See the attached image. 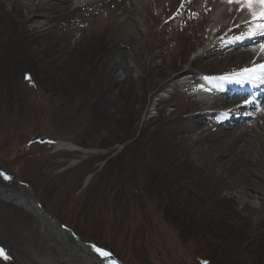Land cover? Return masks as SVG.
Returning a JSON list of instances; mask_svg holds the SVG:
<instances>
[{"label":"rangeland","instance_id":"rangeland-1","mask_svg":"<svg viewBox=\"0 0 264 264\" xmlns=\"http://www.w3.org/2000/svg\"><path fill=\"white\" fill-rule=\"evenodd\" d=\"M164 1L0 0V185L126 263L264 264V104L231 128L223 107L204 114L180 90L183 74L222 77L254 48L210 57L197 48L214 36L208 2L187 5L183 38ZM62 232L0 197V264H98ZM234 232L242 246L225 262L215 252Z\"/></svg>","mask_w":264,"mask_h":264},{"label":"bare ground","instance_id":"bare-ground-1","mask_svg":"<svg viewBox=\"0 0 264 264\" xmlns=\"http://www.w3.org/2000/svg\"><path fill=\"white\" fill-rule=\"evenodd\" d=\"M103 1V0H102ZM126 1H128V0H111V2H120V3H122V4H119V5H123V4H126ZM157 2H158V0H156ZM160 2H164L165 3V1L164 0H159ZM170 1V0H169ZM173 2H174V0H172ZM178 3L180 2V1H184L185 3L186 2H191L192 0H176ZM224 1H227V0H224ZM206 2H208V7L207 8H205V12L207 13V14H211L208 18H205L204 19V27L207 25V24H209L211 27H213L215 24H223V25H227L226 26V30H224V28H220L218 31H219V33L218 34H222V36H225L226 37V39L228 38V39H230V38H234V37H237V36H239L241 33H243L244 31H246V30H244V31H242L243 30V28H236V27H234V28H228V27H230L231 26V24H233V22H236V21H239L241 18H243L244 16H249L251 13L249 12V11H247V10H244V11H241L240 10V7L238 6V5H234V7L230 10V7L229 6H225L224 5V2L222 1V0H207ZM118 5V4H117ZM264 5V3H261V5H260V7H262ZM133 8L134 7H132V6H130V7H124L123 9H122V13H124L125 15H126V17L123 19V21L122 22H120L122 25H123V27H125L126 25L127 26H129V25H131V23L128 21L129 20V17H130V14L133 12ZM255 9H257V8H255ZM254 9V11H256ZM151 10L150 9H148L147 10V12H148V14H149V16H153L152 15V13L150 12ZM190 12V14L191 15H193L194 14V10H191V11H189ZM178 13H183L184 15H185V18L187 17V13H188V11H187V9H185L183 6L178 10V11H176V13H174L175 15L176 14H178ZM133 14V13H132ZM239 14V15H238ZM238 15V16H237ZM239 16H241L240 18H238ZM115 18V16L113 15V18L112 19H114ZM260 20V17L259 18H256L255 20H253L252 21V23L251 24H254V26L253 27H249V28H247V30H249V31H252L253 33H255L256 32V29L260 26V24L258 23V21ZM185 21L183 20V22L182 23H184ZM201 23V22H200ZM228 23V24H227ZM186 27H185V33H184V36H182L183 38H185L186 36H185V34H187V30L188 29H191V27L190 28H188L187 29V27H188V25H185ZM202 25H200V27H201ZM132 28H134V27H132ZM170 28H172V25L168 22L167 23V25H166V27H165V29H170ZM202 28V27H201ZM228 28V29H227ZM133 31V30H132ZM242 31V32H241ZM196 34V33H195ZM258 35V34H257ZM204 40H206L205 38H201L200 37V39L198 40V43H203L204 42ZM247 44H242V45H239L238 43H237V46L236 45H231V47H232V50H231V52L233 53L234 51H236V50H238V49H240V48H242V47H244V46H246ZM261 45V44H260ZM253 48H254V53H253V55H252V57L250 58L251 60H250V62H252V61H254V62H259V65H261V66H264V49H258L257 48V46L256 45H250L249 47H248V49L246 50V52H247V54L250 52V51H253ZM117 62H116V64L117 65H119L121 62H118V60H116ZM202 61H204L205 63H207L206 62V60H204V58H202L201 59V62ZM243 66H241L240 68H242ZM236 100H238L239 98H241L240 96H235L234 97ZM242 98H244V97H242ZM228 99H233V98H228ZM236 100H234L233 99V101L230 103V104H228V105H231V104H235V106H229V108H230V110L228 111V113H227V115L228 116H230L226 121L229 123L230 121H231V119L233 118L232 116H235L236 114H240L241 112H243V110H242V107H251V106H253V105H257V102H255V103H253V104H248V105H245V106H239V105H237V103H238V101H236ZM227 100H226V98H224V99H222L220 102H218V104H226L225 102H226ZM207 103H209L208 101H205V102H199V105H200V107L201 108H203ZM226 128V127H225ZM232 128V127H231ZM234 128V127H233ZM232 131H233V129H232ZM231 133V132H230ZM231 135V134H230ZM226 136H228L227 135V133H226ZM18 193H20V192H18L17 191V189H4L3 187H0V194L3 196V197H5V198H10L11 196H16L15 198H13V201H15L17 204H19V205H21V206H23V205H26V203H25V201L27 200L26 199V197H25V195L26 194H24V195H19L18 196ZM28 208H29V205H28ZM56 229V228H55ZM57 231V230H56ZM58 232V231H57ZM59 235H60V237L61 238H67L66 237V235L62 232V233H59ZM30 241L32 242V239H30ZM68 241V240H67ZM69 242V241H68ZM34 244V243H33ZM71 244V243H70ZM76 244V243H75ZM71 245H73V244H71ZM77 245V244H76ZM85 250H87V251H89V253H91L92 254V251H91V249L89 250V248H84ZM93 255V254H92ZM95 255V254H94ZM94 257V256H93ZM95 257H97L96 255H95ZM94 257V258H95ZM96 259V258H95ZM92 260V259H91ZM90 260V261H91ZM93 261H95V260H92V262Z\"/></svg>","mask_w":264,"mask_h":264},{"label":"snow or ice","instance_id":"snow-or-ice-1","mask_svg":"<svg viewBox=\"0 0 264 264\" xmlns=\"http://www.w3.org/2000/svg\"><path fill=\"white\" fill-rule=\"evenodd\" d=\"M230 4H236L240 7L241 11L247 10L251 14L255 15L254 9L259 7L261 3H264V0H227ZM260 26L256 29L255 33H252V35H264V14H261L260 20L258 21ZM239 39V37H238ZM248 70H245L247 72ZM253 73H256V70H252ZM256 78L264 79V67H261L259 70V73L256 74ZM0 175H3V173H0ZM6 179H10V177H5ZM96 251L101 256L108 258L110 254L106 252L104 249L96 248ZM0 258L8 259V256L3 248H0ZM204 264H207V261L204 262Z\"/></svg>","mask_w":264,"mask_h":264},{"label":"trees","instance_id":"trees-1","mask_svg":"<svg viewBox=\"0 0 264 264\" xmlns=\"http://www.w3.org/2000/svg\"><path fill=\"white\" fill-rule=\"evenodd\" d=\"M102 144L105 146L106 144H108V142H103ZM111 145H112V144H111ZM104 146L101 145V148H106V147H104ZM109 163H110V161H109ZM165 217H166V219H167L171 224L174 223V219H173V218H168V216H167V210H165ZM176 226L179 228V230H181V231H185V229L182 228V226L179 225V223H178ZM232 234H234V236L231 237L232 243H231V244H230V243H227V246H225V248H222V249H220V251L217 250V251L215 252V253H217V254L222 253L221 255H223L222 258L224 259L225 262H226V261L228 262V261L234 259L236 249H238V247L242 246V245L239 243L240 241H239V238H238V237L241 236V234H238V233H236V232H234V233H232ZM246 249H247V248H246Z\"/></svg>","mask_w":264,"mask_h":264},{"label":"water","instance_id":"water-1","mask_svg":"<svg viewBox=\"0 0 264 264\" xmlns=\"http://www.w3.org/2000/svg\"><path fill=\"white\" fill-rule=\"evenodd\" d=\"M27 201H29V202H30L29 198H27ZM31 203H32V202H31Z\"/></svg>","mask_w":264,"mask_h":264}]
</instances>
